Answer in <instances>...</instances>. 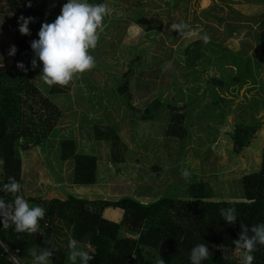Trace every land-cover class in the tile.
Here are the masks:
<instances>
[{
    "label": "trees",
    "instance_id": "16d2710c",
    "mask_svg": "<svg viewBox=\"0 0 264 264\" xmlns=\"http://www.w3.org/2000/svg\"><path fill=\"white\" fill-rule=\"evenodd\" d=\"M164 1L169 10L184 9L186 14L190 13L188 5L191 0ZM224 1L218 0L216 5L226 7L227 2ZM243 1L264 4V0ZM88 2L103 3L102 0H88ZM28 5L27 0H0V11L15 16L13 45L17 49L14 55V65L0 67V160L3 161V165L0 166L3 169L0 172V197L8 202H11L14 197L2 191V186L9 182V177H14L22 188V153L33 147H38L42 154L47 141L54 136L55 130L59 129V124H67L68 117L62 114L64 111L57 107L52 100L66 96L72 86V83L66 87H49L47 85L46 88H49V91H47L48 96L45 97L40 88L29 78V74L33 70L31 60L34 57L30 45L31 41L38 39V35L32 33L31 30L30 35H21L18 30V19L21 16L25 18L43 17L51 21L55 20L58 15L53 10L50 14H44ZM182 5H185V8H181ZM219 8L218 10L223 9V7ZM213 9L209 8L201 12L205 20L211 19L213 22L208 21L204 25L202 20L198 21L197 28L202 29L203 32L200 34H203L206 28L218 32L219 26L223 27L222 32L219 33V43L211 41L207 42V46H212L211 52L216 54V62L221 64L223 61L226 65L225 73L229 83L233 86L229 90H232V99H234V101H230L231 105H218L222 112L219 113L218 118L216 115V119L214 118L209 123L214 127L199 125V121L202 119L187 113L185 107H166L161 100L154 103L152 107L148 106L143 113L129 107V110L135 113L137 120L133 125L151 124L152 126L159 121H164L167 124L166 141H174V146L180 145L189 148L188 157L172 155L178 160L177 169L188 167L189 170L192 164L195 165L198 174L189 172L191 177L185 180L181 172L180 178L177 177L175 182L168 183L160 195L157 192L151 196H144L143 194L149 192V189L142 190L141 184L139 185L136 181L139 169L133 170V165L125 164L124 160L118 161L115 155H112L107 163L100 162L97 150L90 146L96 142H115L117 136L112 129L106 126H95L90 132L87 128L86 131H82L83 136L79 143L76 137L61 135V132H57L61 140L57 144L56 153H54L57 156L56 162L59 164L58 168L62 165L71 168L70 182L66 183L60 176L55 175V180H53L55 189H46L54 191L52 198L24 196L30 205H38L46 209L44 218L40 220L38 232L33 234L17 233L14 225L5 226L0 223V264H31L30 249L33 247H36L37 255L44 249L55 248L56 251L49 258L52 264H71L68 259L70 253L68 244L71 239L77 240L79 242L77 246L92 255L93 259L89 261V264H156L160 258L164 260V264H190L191 249L203 242L208 245L212 255L209 259L202 261V264H241V259L234 257L238 252L233 244V241L239 238L241 224L250 229L255 224L264 223V149L260 155L255 154L261 159L259 170L243 175L238 179L239 181L233 180L236 182V191L234 190L235 186L233 189L235 198H229L218 192V190H224V180L221 179L224 177H221L216 171L214 175L209 171L206 173V164L211 161V155H213L218 169L224 167L222 158L216 153L220 152L216 148L219 147L220 141H223L222 134L233 144V150L227 152L229 153L228 158L231 155L238 156L262 136L258 133L263 126L264 105L255 97L248 101L242 90L245 89L246 93H252L253 87L260 83V80H264V15L261 16V21H256L253 18L258 25L255 37L256 46H250L253 52L248 55V49H246L248 45H245V48L243 47L240 51L224 46V43L245 27L235 28L234 24L226 22ZM233 13V11H229V14ZM235 14L241 16L239 12ZM241 17L246 19L244 16ZM112 21V26L118 24V21ZM180 36L182 34H179L178 37ZM201 42L204 41L201 39L196 42L195 54L190 57L196 62H202L203 46ZM137 60L135 53L130 52L128 61L131 66H136ZM17 62H22L28 71L19 70L16 67ZM118 64L119 61L114 65ZM35 68H40L38 60ZM87 77H84L86 82L88 81ZM117 78L115 74L111 75V80L115 82L111 89L114 98L108 93H104V97L100 101L94 97L97 109L101 113H108L109 110L117 107L113 100L118 97L124 104L130 103V99L123 96L126 94L128 83L124 85L120 82L117 83ZM216 78L212 82L205 81L206 87L213 86V82L222 87V82ZM197 91H200L199 87L196 93H198ZM206 97L205 94V99ZM239 109L248 110L246 112L249 115L237 117L236 113H232ZM77 121L78 128L83 129L82 122L80 123L78 119ZM222 125L226 127L221 131L219 129ZM228 127L234 129L232 133L226 132ZM202 135L205 136L204 139L199 138ZM141 142L140 146H143L145 150L144 145L146 144ZM87 144L92 149L91 152L80 153L78 145L85 146ZM209 145L211 146L210 154L203 155V147ZM146 147L150 149V144ZM169 147L173 149V147ZM123 151L127 150L123 149ZM234 157L229 160L235 162ZM58 168L55 169L56 171L54 170L56 173L60 172ZM198 169L203 173V176H198L200 174ZM113 170L115 176L108 179L114 177L130 179L128 185L132 188L131 195L119 196L118 199L114 198L113 200H110V197L108 200H97L98 198L89 199L73 194L65 196L71 185H77L79 190H82L80 188H90V186L94 188L97 180L104 182ZM175 171L173 170L174 173ZM211 171L213 172V169ZM176 183L181 185V193L176 190ZM230 184L232 185V182ZM106 186L108 188V185ZM18 194L23 195L21 190ZM118 195L120 194L117 192L115 196ZM230 207L236 209L237 221L235 224L226 223L220 215L221 208ZM110 209L122 212L121 219L104 217V211ZM64 229H66V233L70 234V239L64 241L66 247H62L59 244L60 241H57L59 237L66 236L65 232L61 233ZM6 250L13 253L17 262L10 257ZM253 256V264H264V246L257 245ZM76 264H80L79 259Z\"/></svg>",
    "mask_w": 264,
    "mask_h": 264
},
{
    "label": "rangeland",
    "instance_id": "374dc122",
    "mask_svg": "<svg viewBox=\"0 0 264 264\" xmlns=\"http://www.w3.org/2000/svg\"><path fill=\"white\" fill-rule=\"evenodd\" d=\"M27 1L35 10L41 13L50 14L53 10L56 15H59L62 4L67 0ZM102 1L104 4L116 9V12L104 20V32L100 35L98 47L91 52L96 59V67L92 71L86 72L75 79L66 96L52 100L57 107L64 111L62 114L68 117L67 124H59V129L55 130L54 136L47 141L42 154L38 147H33L22 153L21 176L24 188L32 190V192L34 191L31 197L50 199V197L54 196L52 192L48 195L47 193L45 194L44 190L46 188L48 190L50 188L55 189V183L53 182L55 175L60 176L66 183L70 182L69 180L72 177L71 168L66 165L58 168L59 164L56 162L57 156L54 153H56L57 144L61 140L57 132H61V135L76 137L79 143V140L83 136L82 131H86L88 128L91 132L95 126L109 127L117 136V140L113 143L96 142V144L90 145L91 148L93 147L97 150L100 162L107 163L112 155H115L118 161L124 160L125 164L133 165V170L139 169V176L136 181L139 185L141 184L142 190L149 189V192L143 194L144 196H151L157 192L160 195L166 189L167 184L175 182L177 177L180 178V173L185 170L190 173H197L195 165L192 164L189 170L187 169L188 167H183L181 168L182 170L177 169L178 160L172 157V155L188 157L187 151L189 148L180 145L174 146V141H166L167 124L164 121H159V123L152 126L151 124L133 125L137 120L135 113L129 110V107L143 113L148 106L152 107L154 103L161 100L166 107H185L187 113H191L202 119L199 121V125L208 127L216 115V118H218L219 113L222 112L220 106L224 104L231 105L230 101H234L232 99V90H229L233 86L229 83L227 74L225 73L227 67L223 61H221V64L216 62V54L211 52L212 46L208 47L207 43L204 42H201L203 46L202 62H196L193 58L191 59L190 57L195 54V44L201 40L199 36L202 34L197 36L182 34V36L178 37L179 33L170 30L171 24L187 22L191 28L199 29L197 28L198 21L202 20L204 25L208 21L213 22L211 19L205 20L201 12L209 8H215L213 10L220 17L224 18L226 22L234 24L235 28L241 29L240 27H245L236 33V36L224 43V46L228 49L240 51L243 47L245 48V45H248L246 49H248V55H251L253 51H251L250 46H256L255 37L258 28L256 21H261V16L264 15V4L243 0H225L224 2H227L226 7L216 5L218 0H191L188 5L189 14H186L184 9L169 10L164 0ZM183 7L185 8V5H182L181 8ZM219 7H223V9L218 10L220 9ZM229 11H233L234 13L229 14ZM120 12H123L124 15H119ZM236 12H239L246 19L237 16ZM110 19L118 21V24L112 26L111 23L113 21ZM53 21L54 19L50 21L43 17H37L34 18L33 23L29 24V29L32 33L38 34L42 23H51ZM14 22V15L0 11V57H3L0 64L2 65H14V56L8 55L10 46H13L14 42ZM136 24L142 27V30L138 31L134 27ZM218 29V32L214 29H205V33L210 37L209 42L214 41L219 43V33L222 32L223 27L219 26ZM130 52H134L135 57L138 59L136 66H131V63L128 61ZM187 60L189 61L185 62ZM118 61L119 64L114 65ZM169 62L171 66L167 70H164L165 65ZM39 67L38 69H33L32 73L30 72L29 78L40 88L42 94L47 97L49 88H46L47 85L39 79L42 70L40 62ZM112 74L118 77L117 83L120 82L123 85L128 83L126 94H123V96L127 99L129 98L130 103L124 104L121 98L118 97L113 100L114 105L117 107L109 110L108 113H101L97 109L94 97L100 101L103 99L104 93H108L114 98V94L111 92L115 83L111 80ZM85 76H88L87 82L84 78ZM215 78L222 82V87L214 82L212 83L213 86L206 87L205 81L212 82ZM198 87L200 91L196 93ZM242 91L245 93L248 101L255 97V99L264 105V80H260V83L253 87L252 93H246L245 89ZM202 92L206 93L203 94ZM205 94L207 96L206 99ZM212 98L214 100L213 104ZM210 104L212 105L206 106ZM246 111L248 110L239 109L238 111L234 110L232 113H236L237 117L249 115ZM229 117H231L230 114ZM77 119L80 123L82 122L83 129L78 128ZM209 126L214 127L213 124ZM225 127L223 125L220 126L219 130L222 131ZM233 130L231 127H228L226 132L232 133ZM258 134L260 136L262 134L261 138L256 139L249 148H245L236 157L234 155L229 156V158L234 157L235 162L229 160V153H227L229 150L230 152L233 150V144L231 140L222 134L223 141H220L219 147L216 148L220 152H215L222 158L225 164L224 167L218 169L213 155H211V161L206 164V173L209 171V173L211 172L214 175L216 171L221 177H224L221 178L224 180V190L217 189L222 195L235 198L233 189L235 186L234 190L236 191V182L233 180L239 181L238 179L243 175L259 170L261 159L260 156L256 157L255 154L260 155V152L264 149V120ZM204 137L203 135L199 136L200 139H204ZM141 141L146 144L144 145L143 143L145 150L143 146H140L142 145ZM148 144H150V149L146 147ZM78 146L80 153H88L92 150L89 144ZM169 146L173 147V149ZM197 147H199L198 144ZM203 148V155L208 156L211 146H204ZM123 149L127 151L124 152ZM146 149L148 150L146 151ZM176 150L177 152H175ZM203 164L205 163L203 162ZM57 168L60 169V172L57 171L56 173L55 169ZM212 169L213 172L211 171ZM173 170H176L175 173ZM112 176H115L114 170L109 174V177H106L104 182L97 180L94 188L90 186V188H80L82 190H79L77 185H71L68 188L69 192L65 196L73 194L89 199L98 198L97 200H108V197H110V200H113L114 198L118 199L119 196L132 194V188L128 185L130 179H119L117 177L108 179ZM148 176H150V179H148ZM198 176H203V173L200 172ZM48 181L53 185L48 184ZM231 182L232 185L230 184ZM49 185H51L50 188H48ZM106 185H108V188ZM175 188L181 193V185L176 183ZM36 190L40 191L37 192ZM117 192L120 195L115 196ZM23 196L26 197V194H23ZM239 196L241 195L239 194ZM121 214L122 212L118 210L110 209L104 211L103 216L119 220L121 219ZM64 232L66 236L59 237L57 240L58 242L60 241L59 244L62 247H66L65 242L70 239V234L66 233V229L62 230L61 233ZM234 257L240 259L238 253H235Z\"/></svg>",
    "mask_w": 264,
    "mask_h": 264
},
{
    "label": "clouds",
    "instance_id": "9594fccd",
    "mask_svg": "<svg viewBox=\"0 0 264 264\" xmlns=\"http://www.w3.org/2000/svg\"><path fill=\"white\" fill-rule=\"evenodd\" d=\"M31 7V4L28 5ZM116 12V9L107 4H92L88 0H67L61 7L60 14L56 19L41 24L38 32V39L31 41V49L34 57L31 60L32 69H35L37 60L42 64L39 79L49 87H66L77 79L80 75L93 70L96 67V59L91 54L92 50L98 47L100 35L104 32V20ZM119 15H124L120 12ZM34 22L33 17H19V32L21 35H30L29 24ZM139 31L142 27L134 25ZM171 31L179 34L197 36L203 32L202 29H193L187 22L171 24ZM205 43L210 41V37L203 33L199 36ZM17 49L10 46L9 56H14ZM3 57H0L2 61ZM3 65L0 64V67ZM171 63L165 65L167 70ZM16 67L24 72L22 62H17ZM3 161L0 160V166ZM0 167V172H2ZM185 180L190 179L191 174L185 170L181 173ZM9 182L3 184L2 191L11 194L14 199L11 202L0 197V223L5 226L14 225L17 233L33 234L39 231L40 220L46 214V209L41 206H32L18 193L21 190L20 183L14 177L8 178ZM220 215L228 224H235L237 214L235 208H221ZM78 241L69 240L68 247L70 253L68 259L71 264H76L79 259L80 264H89L93 257L85 250L79 248ZM240 256L241 264H253V253L257 250V245L264 246V223L255 224L250 229L241 224L239 238L233 241ZM56 251L44 249L37 255L36 247L30 249L32 264H52L49 259ZM211 252L206 243L194 246L190 252V264H202V261L211 257ZM158 264H164L162 258Z\"/></svg>",
    "mask_w": 264,
    "mask_h": 264
},
{
    "label": "crops",
    "instance_id": "0c3cea01",
    "mask_svg": "<svg viewBox=\"0 0 264 264\" xmlns=\"http://www.w3.org/2000/svg\"><path fill=\"white\" fill-rule=\"evenodd\" d=\"M50 182L48 181V184H49ZM51 185H53L52 183H50ZM47 189V188H46ZM44 190V193L46 194L47 193V195L48 194H50V192H54V191H48V190ZM50 190H53L52 188H50ZM21 191H22V193L23 194H26V197H31V194L32 193H34V191L32 192V190H28V189H25L24 188V182L22 181V188H21ZM29 191H31L30 193H28ZM53 197V196H52ZM52 197H50V198H52ZM32 198H34V197H32ZM41 198V197H40ZM43 199H46L45 197H43Z\"/></svg>",
    "mask_w": 264,
    "mask_h": 264
},
{
    "label": "built area",
    "instance_id": "2783aa9c",
    "mask_svg": "<svg viewBox=\"0 0 264 264\" xmlns=\"http://www.w3.org/2000/svg\"><path fill=\"white\" fill-rule=\"evenodd\" d=\"M88 248L91 249L90 246H88ZM6 251H7V250H6ZM7 252L9 253L10 257L13 258V259L17 262V260L15 259V256L13 255V253H11V252H9V251H7ZM92 253H94V250H92ZM91 256H92V255H91ZM18 264H20V263H18ZM31 264H32V263H31Z\"/></svg>",
    "mask_w": 264,
    "mask_h": 264
}]
</instances>
